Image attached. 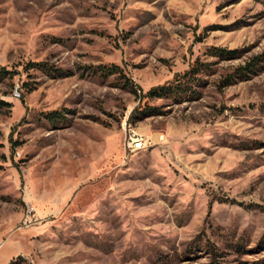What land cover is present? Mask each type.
Wrapping results in <instances>:
<instances>
[{"label":"rangeland","instance_id":"obj_1","mask_svg":"<svg viewBox=\"0 0 264 264\" xmlns=\"http://www.w3.org/2000/svg\"><path fill=\"white\" fill-rule=\"evenodd\" d=\"M261 54L264 0H0V264H264Z\"/></svg>","mask_w":264,"mask_h":264},{"label":"trees","instance_id":"obj_2","mask_svg":"<svg viewBox=\"0 0 264 264\" xmlns=\"http://www.w3.org/2000/svg\"><path fill=\"white\" fill-rule=\"evenodd\" d=\"M218 51L223 54V55H229V54H233L236 51L235 50H227V49H221L218 48ZM261 62H264V54L258 55L255 58H253L250 62L246 63L245 66L240 67L236 73H245V70L248 71H252L254 70ZM99 69H103L107 72H111L113 69H118L117 66H111L109 68H102L99 67ZM198 67H193L191 68V70H189L188 72H185L183 75L181 76H177L175 78V81L169 84H163L157 87H154L152 89H150L145 95L150 97V98H161V97H165L168 96L170 94H177V95H181L186 93V86H187V82H189V80L191 79V77H193L192 75H194V73H196L198 71ZM13 78V73L7 69H5L4 67H0V78ZM185 79V81H183L182 79ZM232 76H227L224 80H223V84H228L232 81ZM189 86V85H188ZM0 105H5V106H11V104L9 102H6L5 100L0 99ZM150 110H152L151 108L146 109V110H142L141 114L144 115L143 117H146L148 115H150ZM149 111V112H148ZM147 113V114H144ZM134 117V113L131 114L130 118Z\"/></svg>","mask_w":264,"mask_h":264},{"label":"built area","instance_id":"obj_3","mask_svg":"<svg viewBox=\"0 0 264 264\" xmlns=\"http://www.w3.org/2000/svg\"><path fill=\"white\" fill-rule=\"evenodd\" d=\"M13 94L15 96H19V92H18V88L15 87V91H13ZM159 140L163 139V136H158ZM145 139L143 136H137L136 132H132V135L129 136L128 142H127V146L130 150H140L142 148L145 147Z\"/></svg>","mask_w":264,"mask_h":264}]
</instances>
